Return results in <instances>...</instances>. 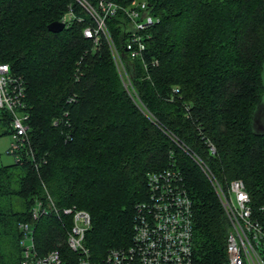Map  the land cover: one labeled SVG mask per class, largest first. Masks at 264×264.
<instances>
[{
  "label": "trees",
  "instance_id": "16d2710c",
  "mask_svg": "<svg viewBox=\"0 0 264 264\" xmlns=\"http://www.w3.org/2000/svg\"><path fill=\"white\" fill-rule=\"evenodd\" d=\"M143 1L157 21L142 62L126 56L120 12L106 19L125 88L105 40L92 50L82 36L89 21L74 0H0V63L22 79L26 114L13 162L0 165V264H18V224L47 198L88 213L92 258L127 245L146 173L167 167L191 202V264H222L229 223L193 156L222 187L240 179L264 226V133L251 127L264 106V0ZM68 8L83 19L47 30ZM10 120L0 108V135L12 134ZM67 226L65 216L32 221L36 252L76 264Z\"/></svg>",
  "mask_w": 264,
  "mask_h": 264
},
{
  "label": "built area",
  "instance_id": "2783aa9c",
  "mask_svg": "<svg viewBox=\"0 0 264 264\" xmlns=\"http://www.w3.org/2000/svg\"><path fill=\"white\" fill-rule=\"evenodd\" d=\"M88 18L81 33L96 49L105 40L122 85L130 86L129 75L109 34L106 19L121 14L124 32L123 49L127 58L143 61L147 28L157 21L151 11L142 16L145 1H132L120 6L108 0H74ZM74 19L83 18L68 8L61 16L63 26ZM155 63V61H153ZM23 83L11 73L6 63H0V108L11 116L12 154L22 143L26 124L23 111ZM210 151L213 146L209 144ZM222 207L229 223L225 238V259L222 264H264V226L253 215L249 196L240 179L219 185L201 161L193 156ZM146 197L135 206L130 241L125 246L108 248L100 259L91 257L83 244L90 218L82 209L65 207L58 211L50 198L46 203L36 200L31 208L30 220L18 224L20 232V258L18 264H59L56 249L38 254L33 242L32 221L41 216L68 217L65 244L76 253V264H191V202L181 176L173 167L149 171L145 175Z\"/></svg>",
  "mask_w": 264,
  "mask_h": 264
},
{
  "label": "rangeland",
  "instance_id": "374dc122",
  "mask_svg": "<svg viewBox=\"0 0 264 264\" xmlns=\"http://www.w3.org/2000/svg\"><path fill=\"white\" fill-rule=\"evenodd\" d=\"M261 104H257L254 107L253 111V117L257 113V116H260L262 121L260 122V129L262 132H264V111L261 108ZM259 109L258 112H256ZM13 141L12 135L11 134H2L0 135V165L8 164L13 162L14 157L13 155L9 152V147L11 142Z\"/></svg>",
  "mask_w": 264,
  "mask_h": 264
},
{
  "label": "water",
  "instance_id": "95a60500",
  "mask_svg": "<svg viewBox=\"0 0 264 264\" xmlns=\"http://www.w3.org/2000/svg\"><path fill=\"white\" fill-rule=\"evenodd\" d=\"M151 11V5L150 4H148V3H146V5H145V7H144V10H143V12H142V16H144L145 14H147L148 12H150ZM46 28H47V30H49V31H52V32H56V31H59V30H61L62 28H63V23L61 22V21H52V22H50V23H48L47 25H46ZM259 104H261V108L263 109V111H264V106H263V104H262V102L261 101H259L258 102ZM257 103V104H258ZM256 104V105H257ZM255 105V106H256ZM253 111H254V109H253ZM253 111H252V114H251V127H252V129L254 130V131H256V132H262V130H259L260 129V122L262 121V119H261V117L260 116H257V113L254 115V117H253ZM259 111V109L256 111V112H258ZM263 123H264V121H263ZM264 133V132H263Z\"/></svg>",
  "mask_w": 264,
  "mask_h": 264
}]
</instances>
